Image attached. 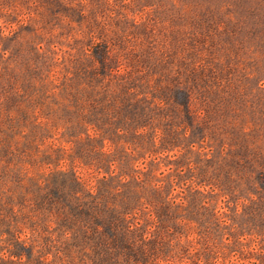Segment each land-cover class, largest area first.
Instances as JSON below:
<instances>
[{
    "label": "rangeland",
    "instance_id": "1",
    "mask_svg": "<svg viewBox=\"0 0 264 264\" xmlns=\"http://www.w3.org/2000/svg\"><path fill=\"white\" fill-rule=\"evenodd\" d=\"M0 264H264V0H0Z\"/></svg>",
    "mask_w": 264,
    "mask_h": 264
}]
</instances>
